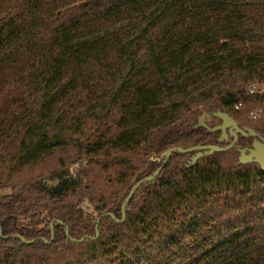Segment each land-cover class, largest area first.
<instances>
[{
	"label": "trees",
	"instance_id": "obj_1",
	"mask_svg": "<svg viewBox=\"0 0 264 264\" xmlns=\"http://www.w3.org/2000/svg\"><path fill=\"white\" fill-rule=\"evenodd\" d=\"M255 81L264 0H0V264H264L252 137L190 166L172 151L119 221L163 150L232 141L193 127L203 111L264 136Z\"/></svg>",
	"mask_w": 264,
	"mask_h": 264
},
{
	"label": "water",
	"instance_id": "obj_2",
	"mask_svg": "<svg viewBox=\"0 0 264 264\" xmlns=\"http://www.w3.org/2000/svg\"><path fill=\"white\" fill-rule=\"evenodd\" d=\"M211 116L217 117L220 120V123L214 126H209L206 123V119L210 118ZM199 126L205 127L208 131H214L218 129L220 131V134L218 136V141L227 140L229 135H231L233 139L229 144L223 147L215 144H198L185 148L180 146H172L163 150L156 158L157 160L163 159L161 164L150 175H146L138 179L129 188L127 195L125 196V198L123 199L120 205L121 219L119 221L124 220L125 204L130 200L136 188L144 181L153 180V178L159 173L162 167L166 164L167 160L170 157L171 152L174 150L182 153L193 152L186 162V165L190 166L194 164L196 160L202 156L209 155L214 151H223L225 149L231 148L236 143L238 135L240 134L246 137H253V140L251 146H245L238 149L239 153L237 156V160L241 163L255 162L262 170H264V137L261 136L259 133H257L254 129L247 126H239L236 123V121L227 112L219 109L211 112L208 111L202 112L199 115L197 122L193 124V127H199ZM105 214L111 216L114 220H117V218L114 216L113 213L103 212L101 216ZM101 216H99V218ZM99 218H97L96 223H98ZM57 221L59 223H62V221L60 220ZM50 227L52 228V223H50ZM95 230H96V226H95ZM0 235H1V228H0ZM66 235H68L67 227H66ZM97 235L98 232L96 231V235L94 237H97ZM22 240L24 239L22 238ZM43 240L46 241V239ZM31 241L32 240H28L27 242H31Z\"/></svg>",
	"mask_w": 264,
	"mask_h": 264
},
{
	"label": "rangeland",
	"instance_id": "obj_3",
	"mask_svg": "<svg viewBox=\"0 0 264 264\" xmlns=\"http://www.w3.org/2000/svg\"><path fill=\"white\" fill-rule=\"evenodd\" d=\"M253 84L254 87L253 88H257L259 87L261 90L264 89V84H262L261 82H253V83H249V85ZM248 85V86H249ZM247 92H248V88H247ZM255 102L254 104H252V106L249 108V110L247 111V115H246V119L248 121V125H250L251 123H253L255 120H259L262 115H263V111L264 109L262 108V103L263 101L260 100V99H257L255 98ZM250 111H252L254 114H256V117L253 118L251 115H250ZM204 112V111H203ZM84 161H77V162H74V163H70L67 168L70 170V171H75L79 166H83L84 167ZM44 183L47 185V186H53L56 184V180H45ZM82 207L83 209L90 213V214H93V215H96V211L93 210L92 206L88 203V202H83L82 203Z\"/></svg>",
	"mask_w": 264,
	"mask_h": 264
},
{
	"label": "built area",
	"instance_id": "obj_4",
	"mask_svg": "<svg viewBox=\"0 0 264 264\" xmlns=\"http://www.w3.org/2000/svg\"><path fill=\"white\" fill-rule=\"evenodd\" d=\"M253 87H254L253 84H251V85L248 86V93H249L250 95H252V96H256L257 98H260V97L264 96V89L261 90L259 87H257V88H253ZM239 105H240V104L235 105V108L238 107ZM249 113H250V115H251L253 118L256 117V114H254L252 111H250Z\"/></svg>",
	"mask_w": 264,
	"mask_h": 264
},
{
	"label": "flooded vegetation",
	"instance_id": "obj_5",
	"mask_svg": "<svg viewBox=\"0 0 264 264\" xmlns=\"http://www.w3.org/2000/svg\"><path fill=\"white\" fill-rule=\"evenodd\" d=\"M220 123V121L219 122H217L216 124H214V125H217V124H219ZM213 125V126H214ZM218 130V129H217ZM257 132V131H256ZM257 133H259V132H257ZM219 134H220V131H219ZM260 134V133H259ZM261 135V134H260ZM219 136V135H218ZM229 136H231V135H229ZM229 136H228V139H229ZM261 136H263V135H261ZM264 137V136H263ZM227 139V140H228ZM252 140H253V137L251 138V141H250V143L248 144V145H245V146H251V144H252ZM245 146H243V147H245ZM242 148V147H241ZM238 153H239V151H238Z\"/></svg>",
	"mask_w": 264,
	"mask_h": 264
}]
</instances>
